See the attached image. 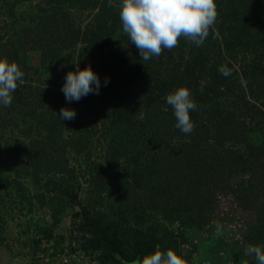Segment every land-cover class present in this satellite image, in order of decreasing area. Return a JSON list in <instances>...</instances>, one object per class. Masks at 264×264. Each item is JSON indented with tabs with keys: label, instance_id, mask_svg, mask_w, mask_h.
I'll use <instances>...</instances> for the list:
<instances>
[{
	"label": "trees",
	"instance_id": "trees-1",
	"mask_svg": "<svg viewBox=\"0 0 264 264\" xmlns=\"http://www.w3.org/2000/svg\"><path fill=\"white\" fill-rule=\"evenodd\" d=\"M53 1L0 0V17L20 24L19 36L0 40V58L15 62L24 74L22 82L17 81L11 105L0 106V130L10 127L12 133L20 134L13 142L5 143L0 137V220L7 219L5 210L9 218L35 212L31 210L34 200L49 212V228H54L66 210L78 207L71 219L82 230L79 235L75 231L67 239L51 236L48 224L33 219L24 234L32 227L33 237L50 236L59 247L66 240L69 244L82 239L87 232V248L99 255L91 258L96 264H135L157 245L161 251L172 249L179 255L180 245L189 243L188 230L207 232L193 246L195 252L201 243L215 242L217 248L206 254V259L214 257L212 262L257 264L245 250L250 244L264 247V114L252 105L246 117L235 116L226 106L225 92L232 86L242 100L251 98L264 106V0H215L217 17L209 34L215 31L217 41L222 36L220 43L240 58L238 69H229L227 77L219 71L218 55L216 60L206 54L199 58L195 53L200 50L186 54L178 44L144 61L127 36H120V41L131 47L130 60L121 63L123 59L117 58V74L103 49L112 46L110 38L122 28L115 0ZM65 2L79 12L94 10L93 25L75 26L61 7ZM50 3L54 7L45 8ZM76 44L83 46L79 67L90 66L99 76L97 68L102 72L100 67L105 65L100 78L109 74L108 83H101L97 96L89 94L73 104L50 87L38 92L39 84L28 81L31 69L24 64L25 54L37 51L40 63L49 64ZM171 53L176 56L170 58ZM220 61L226 67L223 58ZM185 80L197 105L189 113L195 125L190 134L175 127L171 106L155 99L156 92L169 91ZM129 94L152 101L151 110L141 116L146 124V128L140 125L141 132L120 107ZM109 99L115 103L111 108L106 107ZM61 107H76L75 119L60 121ZM94 123L105 128L101 156L95 158L88 151L91 138L98 134ZM88 124L94 129L81 134L80 128ZM145 136L155 150L148 158L142 156L148 146L143 144ZM140 143L142 149L137 147ZM238 175L248 177L233 187ZM23 179L33 184V194L29 195ZM216 193L232 202L213 218ZM101 207L106 211L98 210ZM156 214L162 222L154 218ZM236 216L239 230L230 227ZM174 221L178 227L168 230L166 223ZM39 239L21 243L28 248L26 264H38L34 256Z\"/></svg>",
	"mask_w": 264,
	"mask_h": 264
},
{
	"label": "clouds",
	"instance_id": "clouds-1",
	"mask_svg": "<svg viewBox=\"0 0 264 264\" xmlns=\"http://www.w3.org/2000/svg\"><path fill=\"white\" fill-rule=\"evenodd\" d=\"M109 2L111 3V0ZM216 17L215 0H120L119 6L122 31L127 35L130 44L135 45L140 58L144 61L159 57L163 49L172 50L178 45L181 37L196 46H201L209 35V29L214 25ZM73 64L74 71L66 73L61 88L65 100L71 103L72 101H79L89 94L98 95L101 82L91 67L86 66L81 69L79 61ZM219 71L225 77L231 75L230 70L224 66H221ZM23 75L15 62H9L7 58H0V106L8 107L11 105L12 93L17 89V81L22 82ZM104 83L105 85L108 83V78H105ZM166 101L174 111L175 127L184 134H190L195 125L190 119L189 113L195 111L197 105L191 98L189 89L184 86L176 88L166 96ZM57 116L60 121L74 120L76 112L74 109L61 107ZM46 217L49 221L48 227H50L52 222L49 212ZM177 223L176 221V228L178 227ZM56 227L51 229L54 230ZM79 230L78 226L70 219V226L65 234L62 232L57 234L67 239L75 231V236L79 235L82 232V230L81 232ZM201 231H196L195 240L201 237L199 236ZM57 234L53 232L51 236ZM36 236L32 240L40 238L39 247L34 256L38 264H63L60 255L67 257L69 260L71 259L72 264H96V260L91 259L96 258V256H93L94 253H91L87 248L90 240V234L87 232L78 241L72 239L69 244H67L69 242L67 240L61 243L59 246L62 247L61 249L54 246V241L50 239V236L45 237V240L41 235L40 237ZM190 241L193 240H188V242ZM196 243L197 241L191 245L190 251L184 252L180 249L181 252L187 253L189 259H192L190 264H196L194 261L196 253L192 249ZM0 247L12 259L18 260L19 264H26L29 261L28 253L23 257L14 256L7 247L5 248L1 244ZM245 251L247 255L255 257L257 264H264V247L250 244L246 246ZM72 255H74V259L71 258ZM203 261L217 264L211 260ZM124 264H127V262H124ZM135 264H186V262L172 249L161 251L159 245H157L154 251L138 258ZM227 264H231V262L228 261Z\"/></svg>",
	"mask_w": 264,
	"mask_h": 264
},
{
	"label": "rangeland",
	"instance_id": "rangeland-1",
	"mask_svg": "<svg viewBox=\"0 0 264 264\" xmlns=\"http://www.w3.org/2000/svg\"><path fill=\"white\" fill-rule=\"evenodd\" d=\"M56 1V0H55ZM53 1V2H55ZM60 1V0H59ZM248 1V0H246ZM249 2V1H248ZM43 2H41V5ZM116 3V8L119 11V6H120V0H115ZM53 8L54 5L53 3L48 4L47 7L45 8ZM61 7L63 10L68 11V13L71 16V21L74 23L75 26L80 27L81 29H85L88 26L91 27L92 24V19L93 16L95 14L94 10H86L84 12H79L77 11L74 6L72 4H67L62 3ZM54 10H56V8H54ZM16 21L14 23L5 20V18L0 17V40L4 41L7 38H16L15 35L19 36L20 34V30H19V26L20 24H15ZM15 34V35H13ZM215 31L212 30V34H209V37L207 40L204 41V43L201 46H196L194 43H190L188 42L185 38L182 37V39H180L178 41V44H180L179 49L182 52H186V54L192 52L193 50H200V52L202 53H195L197 54V57L202 58L201 56H203L204 54H206V57L209 56L210 60L214 59L216 60L217 55H218V64L223 66L221 61H220V57L223 58L226 68L227 66L229 68L227 69H238L239 64L237 62V60H239V57L234 56L235 52L230 48V47H225L222 43H220V38L222 39V36H218V41L215 40L216 36L214 35ZM120 36H127L125 33H123L122 28H118V30L112 35L111 39V44L112 46L107 47L105 46L103 49L106 50L107 53V61H112V65H113V71H115L117 74H120V69H117L118 66V59L122 58L123 60L121 61V63H126L127 61L130 60V50L131 47L126 44L124 41H120ZM119 44V45H118ZM178 46V45H177ZM176 46V47H177ZM82 45L80 44H76L74 47H71L70 49H65L64 51L60 52L59 55L57 56L56 60H51V62L48 64L47 62H45L44 64L40 63V57L38 55L37 51H28L23 60H24V64L25 66H29L28 68H30V74H29V79L28 81L33 84L34 86H36V83L39 84L38 88V92L42 90V88H52L54 89L57 93L58 97H61V95L63 94V92L61 91L62 85L64 83V79L66 76V73L68 71H74V64L77 61H80L81 59V55H82ZM199 52V51H198ZM117 56V57H116ZM176 55L171 53L170 58L175 57ZM216 56V57H215ZM118 58V59H117ZM48 61V60H46ZM168 62V63H167ZM166 62V65H171V63H169V61ZM121 65V64H120ZM122 66V65H121ZM104 68L105 65L101 66L100 69L102 70V72L104 73ZM117 70V71H116ZM98 71V77L100 78L102 76V72L97 68ZM110 75L109 74H103V77L100 78V82L103 83V81H105V78L110 79ZM115 80H113L114 82ZM186 81V80H185ZM243 83H245L243 81ZM188 80L186 82H184L183 84L177 85L176 88L184 86L188 88ZM102 85V84H101ZM175 87H172V89H170L169 91L167 90H161L159 92H156L155 94V99L156 100H162L165 103L166 101V96L174 91L176 89ZM217 89V88H215ZM101 90V89H100ZM113 91V90H112ZM156 91V90H155ZM100 93V91H99ZM133 94H135V92H133ZM143 94V93H142ZM96 95V94H95ZM154 95V94H153ZM97 96V95H96ZM106 96V97H110ZM225 96L228 97V104L226 105L227 107H230V109H232V111L234 112V115L237 117H246L247 113H252L251 110V106L255 105L258 108L262 109V112L264 114V106H261V103L259 101L253 100L251 98L242 100L239 92L234 89L232 86L230 89L226 90L225 92ZM140 98V97H138ZM138 98H132V96L129 94L126 97V100L123 102L122 105H120V107H122V113L124 114V116H126L128 119H130L131 121L133 120V122L139 124H136V129L141 132L142 128H146V124L142 123L141 120V116L144 114H146V112L150 111L152 108V101H147V98L145 97L144 99H146V101H142L141 99ZM218 98V96H217ZM248 98V97H247ZM249 100V101H248ZM74 101H72L70 104H73ZM115 103L112 102L110 99L108 100V102L106 103V107L111 108L112 106H114ZM249 106V109H248ZM172 108V106L170 107ZM73 109H76V107H74ZM162 109H165V107L163 106ZM166 110V109H165ZM43 111V110H41ZM76 111V110H75ZM37 112V111H36ZM169 112L173 113V109H171ZM168 113V112H167ZM169 114V113H168ZM102 114L99 115L98 117L101 119ZM132 118V119H131ZM96 121H98V119H96ZM139 122V123H138ZM19 121L17 120L16 122H14L12 125L14 124H18ZM140 125H141V129H140ZM95 129L92 127V124H88V127L83 126L82 128H80V133L84 134V130H95L98 132L97 136H94L93 138H91V144L92 146H90V148L88 149L90 156H92L93 158H95L96 156H101L100 154V146L103 143V137L101 136V134L105 133V128L102 127L101 124L99 123H94ZM10 128V127H9ZM4 129V130H0V137L5 139V143L6 140L7 142H13V140H17L19 139V133L17 132V130H15V133L11 132V129ZM147 136V135H146ZM145 136V137H146ZM148 138L146 137L144 139L143 144L148 145L146 146V149L143 151V157L148 158L149 155H151L153 153V151H155L154 149L151 148L150 144L148 143ZM137 147L139 148H143L142 143H140V145H138ZM84 165L81 163V168H83ZM248 176H243L239 178V175L232 181V186L234 187L236 185V183L240 182V180H246ZM240 179V180H239ZM21 181V179H20ZM22 183L24 185V187L28 188V193L29 195H31V193L33 194V184L31 182H29L27 179H23ZM1 194V191H0ZM1 197V195H0ZM214 202H215V206L214 209L212 211V216L213 218H216V216L221 215V211L222 209L226 206L228 207V203H231V199L226 200L222 197V195L220 193H216L214 196ZM33 206L31 207V210H35V212L31 211L28 213H21V214H15L14 218H9L8 216V211L5 210L7 219L6 217H4V222L0 220V226L2 227V229L0 230V244L1 245H6L7 248L10 250V252L14 255V256H19V257H23L28 253V248L26 247V243H24L25 245H22L21 243L24 241L30 240L29 242L31 243V240L33 239V235L32 234V227L29 228L28 230V234H24V232H26L27 229V224L28 223H32V219L35 221H40V222H44L45 224H48V219L46 217V215L48 214L47 210H43L44 208L42 206H39L37 204V202H35L34 200H32ZM37 209H39V211L37 212ZM98 210L100 211H106V209H104L103 207L98 208ZM44 211V213H43ZM79 211L78 207H74L72 209H68L66 210V213L61 215V221L59 226L56 227V229H51L49 227H46L48 230L50 229V232L54 234H57L58 232H62L65 234L66 230H68L69 226H70V219L75 218L74 214ZM40 212V213H39ZM2 216V215H1ZM4 216V215H3ZM2 216V218H3ZM155 219H157L159 222H162L161 216L159 214H156ZM33 222V223H34ZM217 222V221H216ZM147 223H150L147 222ZM218 223V222H217ZM174 224V226H173ZM176 222L174 221L172 223V225H170V223H166L165 227L170 230H176ZM46 226V225H44ZM211 226V225H210ZM218 231V230H216ZM22 233V234H20ZM217 233V232H215ZM188 239L189 240H195V235H196V231H192V230H188L186 232ZM218 234V233H217ZM40 237V234H38L36 237ZM43 240H45V237H43ZM212 241H216L215 238H212ZM215 242H204L201 243L199 246V249L197 250L196 256H200L202 255L204 257L205 254H207L208 252L212 251L213 249H216L217 246L214 244ZM178 252V251H177ZM178 256H180L182 259L185 260L186 264L189 257L187 255V253H183L180 251V253L178 252ZM93 256H99L97 253H94ZM201 256V257H202ZM207 256V255H206ZM214 257H210L208 256V259L211 261H214L215 259H213ZM220 257H218L219 259ZM208 259H199L197 260L196 264H201V262L203 260H208ZM219 261H221V259H219ZM242 261V258L241 260ZM189 263V262H188Z\"/></svg>",
	"mask_w": 264,
	"mask_h": 264
},
{
	"label": "built area",
	"instance_id": "built-area-1",
	"mask_svg": "<svg viewBox=\"0 0 264 264\" xmlns=\"http://www.w3.org/2000/svg\"><path fill=\"white\" fill-rule=\"evenodd\" d=\"M230 227L232 229H234V230H236L237 228L239 230V228L241 227V225L239 224V222H237V216L234 218V224H232ZM234 230H233V232H234ZM234 235H235V238H238L239 233H235ZM199 236L206 237L207 236V232L205 230H203V231H201L199 233ZM196 241L197 240H193V241H190L189 243H182L180 245V249L182 251H184V252L185 251H190L191 250V245L194 244ZM60 256H61V259H62V263L63 264H72L71 259L69 260L67 257H65L63 255H60ZM71 258L74 259V255H72ZM45 261H46V263H48L47 259H45ZM201 264H211V263L209 261H203V262H201Z\"/></svg>",
	"mask_w": 264,
	"mask_h": 264
},
{
	"label": "water",
	"instance_id": "water-1",
	"mask_svg": "<svg viewBox=\"0 0 264 264\" xmlns=\"http://www.w3.org/2000/svg\"><path fill=\"white\" fill-rule=\"evenodd\" d=\"M0 264H19V262L16 259H12L8 253L0 247Z\"/></svg>",
	"mask_w": 264,
	"mask_h": 264
},
{
	"label": "crops",
	"instance_id": "crops-1",
	"mask_svg": "<svg viewBox=\"0 0 264 264\" xmlns=\"http://www.w3.org/2000/svg\"><path fill=\"white\" fill-rule=\"evenodd\" d=\"M1 246L5 247V248L7 247L6 245H1ZM201 256H202V255H200V256H199V255L196 256V259L194 260L195 263H197V260H199V259H206V254L204 255V257H203V256L201 257Z\"/></svg>",
	"mask_w": 264,
	"mask_h": 264
}]
</instances>
